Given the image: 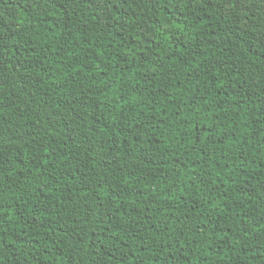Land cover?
Returning <instances> with one entry per match:
<instances>
[{
	"label": "trees",
	"instance_id": "trees-1",
	"mask_svg": "<svg viewBox=\"0 0 264 264\" xmlns=\"http://www.w3.org/2000/svg\"><path fill=\"white\" fill-rule=\"evenodd\" d=\"M0 264H264V0H0Z\"/></svg>",
	"mask_w": 264,
	"mask_h": 264
}]
</instances>
